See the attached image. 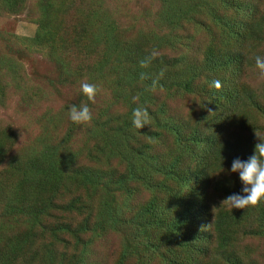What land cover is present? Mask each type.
Returning <instances> with one entry per match:
<instances>
[{"label": "trees", "instance_id": "1", "mask_svg": "<svg viewBox=\"0 0 264 264\" xmlns=\"http://www.w3.org/2000/svg\"><path fill=\"white\" fill-rule=\"evenodd\" d=\"M155 1V27L130 36L105 0L31 4L36 29L22 42L49 51L61 78L88 72L113 92L89 130L88 138L97 137L89 164H75L79 151L55 144L8 158L0 173V264H100L86 235L106 231L122 232L121 264L128 257L135 264H264L254 244L264 241V201L230 211L221 201L240 183L235 173L214 174L221 157L227 169L252 154L255 133L264 136V77L255 67L264 58V0ZM26 2L0 5L18 14ZM75 53L81 64L71 68ZM84 65L99 74L107 68L110 77ZM137 107L149 117L140 129L131 123ZM13 138L0 131V162ZM46 236L40 253L35 243ZM55 241L72 244L75 254L64 249L56 259Z\"/></svg>", "mask_w": 264, "mask_h": 264}, {"label": "rangeland", "instance_id": "2", "mask_svg": "<svg viewBox=\"0 0 264 264\" xmlns=\"http://www.w3.org/2000/svg\"><path fill=\"white\" fill-rule=\"evenodd\" d=\"M105 1L108 2L107 7L109 9L115 10L113 17L117 25L122 27L121 33L124 34L123 28L127 29L130 36L141 28L142 30H149L151 27H155L153 19L158 4L155 0ZM33 2L35 0H27L26 6L18 14H5L0 5V131L11 130L14 137L12 141L6 143L8 149L0 162V173L7 166V160L10 156L16 157L30 151L35 152L44 144L68 146L72 152L78 150L79 154L75 159V164L83 166L89 164L86 155L97 140V137L96 140L88 138L89 130L95 126V123L99 122L96 119L98 108L111 101L112 90L109 88L110 83L108 81L97 82L98 91L93 100L89 102L80 91L81 83L87 82L94 85L96 83V81L89 80L88 72H83V74L74 77L65 78L64 76L61 78L62 70L53 61L49 51L28 48L22 42L21 37H32L36 29V23L31 18L35 13L31 5ZM65 37L69 41V35ZM197 38L204 41L203 33L198 34ZM7 58L11 59L13 68H17L16 72L13 71L14 69L9 70L6 66ZM69 64L71 68L76 64H81V56H77L76 53L73 54L69 58ZM84 66L90 68L91 72L96 75L95 77H110V75L104 76L108 72L107 68H102V74H99L95 67ZM82 104L88 105L92 119L87 123L75 124L68 119L67 108L70 105L79 107ZM114 107L120 110L126 108L122 103H118ZM112 163L115 164L114 161ZM7 182L4 180L1 184L3 189H5ZM7 193L9 194L8 191L5 194ZM98 197L96 195L92 200L94 205H97ZM144 199H147L146 194L142 195V200ZM96 208H93V211ZM1 216L3 215L0 211ZM24 225L22 223L17 228L4 226L2 232L11 234L16 229H22ZM86 239L91 242L89 245L91 259L93 257L99 258L100 264H121L119 258L122 232L106 231L99 238H93L87 234ZM50 240L46 236L43 241L36 242L35 247H40L41 253L43 252L42 242ZM54 243V248L57 251L56 259L64 249L66 250V257H72L75 254L76 250L72 244H69L66 249L62 243L57 241ZM254 244L264 252V241ZM127 259L128 261L123 264L136 263L135 258L128 257ZM15 262H17L15 264H21L19 258ZM31 264L40 263L34 261Z\"/></svg>", "mask_w": 264, "mask_h": 264}, {"label": "clouds", "instance_id": "3", "mask_svg": "<svg viewBox=\"0 0 264 264\" xmlns=\"http://www.w3.org/2000/svg\"><path fill=\"white\" fill-rule=\"evenodd\" d=\"M152 55H155L153 53ZM143 61L141 62L143 66ZM255 67L259 75L264 77V58L257 56L255 58ZM213 86L220 87L219 81H213ZM81 93L91 102L97 93V86L87 82L81 83ZM135 99V98H134ZM68 119L75 124L87 123L92 119L87 104L79 107L70 105L67 108ZM149 122L146 109L137 107L132 110V125L140 129ZM258 142L254 144L253 152L246 159L235 157L231 160L230 166L224 169L221 160L218 164V170L214 174L224 172L225 174L235 173L240 183L238 192L227 195L221 202L230 211L232 209H244L247 206H255L258 202L264 201V136L257 135Z\"/></svg>", "mask_w": 264, "mask_h": 264}]
</instances>
